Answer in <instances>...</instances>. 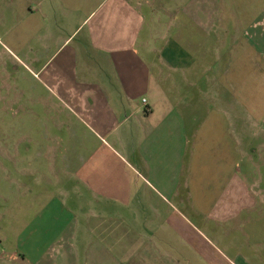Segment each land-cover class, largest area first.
Returning <instances> with one entry per match:
<instances>
[{
  "label": "crops",
  "instance_id": "crops-1",
  "mask_svg": "<svg viewBox=\"0 0 264 264\" xmlns=\"http://www.w3.org/2000/svg\"><path fill=\"white\" fill-rule=\"evenodd\" d=\"M9 7L66 135L0 161V264H264V0Z\"/></svg>",
  "mask_w": 264,
  "mask_h": 264
},
{
  "label": "rangeland",
  "instance_id": "rangeland-1",
  "mask_svg": "<svg viewBox=\"0 0 264 264\" xmlns=\"http://www.w3.org/2000/svg\"><path fill=\"white\" fill-rule=\"evenodd\" d=\"M9 2L10 0L0 2V13H5L6 28L14 24L15 21L10 15L8 16V11L10 12ZM1 18L0 16V20ZM1 29L2 28H0V161L4 163L7 160H15L17 152L15 144L17 142L20 144V149L26 145L28 146L27 143L29 142L43 143L55 141L63 143L62 141H65L66 134L55 133L53 132L54 128L44 131L45 127L51 126V124L49 125L50 119L47 112L44 113L40 111L41 107L36 105L35 99L37 95L46 97L47 92L34 81L31 73L26 71L21 65L19 66L11 62V57L7 50L9 44L2 34ZM10 48L14 51L12 47ZM32 110L36 111L35 116L32 115ZM255 111L257 113V110ZM249 115H251L250 112ZM255 119V117H248L249 127L253 126L250 122L254 123ZM35 128H38L40 132H33V130L36 131ZM68 136L71 140L69 134ZM78 136L79 134L75 135V137ZM133 136L130 138L122 137V143L125 145L128 144V148H131L136 143V139ZM256 141L258 140L254 139L251 140L250 143H256ZM28 154H32V151H28ZM6 168L10 170L8 173L14 179V167L6 166ZM163 205L167 207L166 204ZM163 207H161L162 210H165V207Z\"/></svg>",
  "mask_w": 264,
  "mask_h": 264
},
{
  "label": "built area",
  "instance_id": "built-area-1",
  "mask_svg": "<svg viewBox=\"0 0 264 264\" xmlns=\"http://www.w3.org/2000/svg\"><path fill=\"white\" fill-rule=\"evenodd\" d=\"M142 102L145 103V99H142Z\"/></svg>",
  "mask_w": 264,
  "mask_h": 264
}]
</instances>
